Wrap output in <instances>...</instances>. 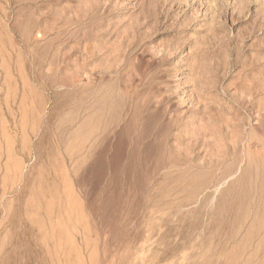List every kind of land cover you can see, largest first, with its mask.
<instances>
[{
	"label": "rangeland",
	"instance_id": "rangeland-1",
	"mask_svg": "<svg viewBox=\"0 0 264 264\" xmlns=\"http://www.w3.org/2000/svg\"><path fill=\"white\" fill-rule=\"evenodd\" d=\"M0 264H264V0H0Z\"/></svg>",
	"mask_w": 264,
	"mask_h": 264
}]
</instances>
